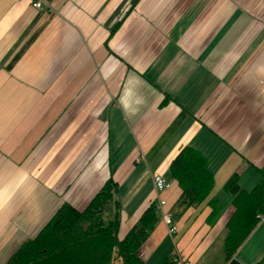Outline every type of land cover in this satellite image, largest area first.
I'll return each mask as SVG.
<instances>
[{
  "label": "crops",
  "instance_id": "obj_1",
  "mask_svg": "<svg viewBox=\"0 0 264 264\" xmlns=\"http://www.w3.org/2000/svg\"><path fill=\"white\" fill-rule=\"evenodd\" d=\"M33 1L0 0V264L110 176L120 237L153 201L174 216L171 236L158 210L148 264H264V214L230 258L224 250L236 210L226 182L236 173L252 190L264 177V0ZM187 145L214 188L183 208L170 165ZM48 158L61 172L90 158L61 199L58 173L41 179ZM156 174L168 190L156 191Z\"/></svg>",
  "mask_w": 264,
  "mask_h": 264
},
{
  "label": "trees",
  "instance_id": "obj_2",
  "mask_svg": "<svg viewBox=\"0 0 264 264\" xmlns=\"http://www.w3.org/2000/svg\"><path fill=\"white\" fill-rule=\"evenodd\" d=\"M181 195L178 207L200 205L214 188V175L206 157L192 146H184L170 165ZM237 174L226 182L234 195L235 212L227 224L224 250L227 258L243 243L264 214V177L252 189L240 188ZM211 216L218 205L210 200ZM156 201L144 210L125 236L120 237L122 205L119 186L110 176L82 209L65 202L33 237L21 243L6 264H148L144 245L158 223ZM159 264H177L172 255ZM229 264H239L231 260Z\"/></svg>",
  "mask_w": 264,
  "mask_h": 264
},
{
  "label": "rangeland",
  "instance_id": "obj_3",
  "mask_svg": "<svg viewBox=\"0 0 264 264\" xmlns=\"http://www.w3.org/2000/svg\"><path fill=\"white\" fill-rule=\"evenodd\" d=\"M80 149H81V147H80ZM97 149V147L95 146V150ZM81 153V152H80ZM59 158V157H58ZM90 162V158H87L86 160H83V161H81V162H79V166L76 168L75 166H73V169L72 170H69V171H67V168L69 167H67V165H68V163H70V162H67V163H64L63 162V171L61 172V169L60 170H58V166L60 165V164H62L58 159H49L48 158V160L46 161V165H47V167L44 169L45 170V172L42 174V176H41V179L42 180H45V178H46V181L47 182H49L50 181V178L52 177V176H54V173L55 172H57L58 174V176H56V177H59L58 179H60V184L58 185H56L53 189H51V191L53 192V193H55L56 195H58L59 197H60V199H61V197L63 196V194L65 193V190H67L68 188H69V184L73 181V175L74 174H76L78 171L80 172L81 170H82V168L86 165V164H88ZM67 167V168H66ZM61 173H63L62 174V176H59ZM57 179V178H56ZM62 180V181H61ZM41 182V181H40ZM63 182V183H62ZM64 184H66L67 186L66 187H64V186H61V185H64ZM65 188V189H64ZM63 193V194H62ZM58 197V198H59ZM63 203H65V202H63ZM62 203V204H63ZM61 206H59V208H60ZM58 210V209H57ZM56 210V211H57ZM55 211V212H56ZM147 242V241H146ZM21 245V244H20ZM20 245H18V247L16 248V250L14 251V253L18 250V248L20 247ZM143 250V249H142ZM13 253V254H14ZM159 256H160V254H158ZM9 259H10V257H9ZM8 261V260H7ZM115 264H120V262L119 261H117Z\"/></svg>",
  "mask_w": 264,
  "mask_h": 264
},
{
  "label": "built area",
  "instance_id": "obj_4",
  "mask_svg": "<svg viewBox=\"0 0 264 264\" xmlns=\"http://www.w3.org/2000/svg\"><path fill=\"white\" fill-rule=\"evenodd\" d=\"M18 1V0H15ZM44 3V0H34L33 6L40 7ZM154 187L157 192L161 193L163 191L168 190L172 183L164 178L162 174H156L153 177ZM166 205L165 199H160L157 203L158 210L161 211V217L165 225L167 226L168 233L171 236H175L178 232V226L175 223L174 216L171 212L164 210V206ZM184 264H190L189 262L185 261Z\"/></svg>",
  "mask_w": 264,
  "mask_h": 264
}]
</instances>
